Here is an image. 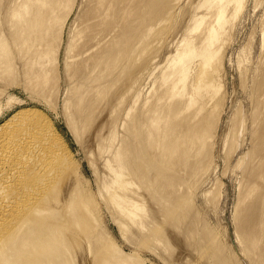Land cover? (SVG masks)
Segmentation results:
<instances>
[{
  "label": "bare ground",
  "instance_id": "1",
  "mask_svg": "<svg viewBox=\"0 0 264 264\" xmlns=\"http://www.w3.org/2000/svg\"><path fill=\"white\" fill-rule=\"evenodd\" d=\"M49 1L50 0H48V1L47 0H13L11 2V4H8V5H11L10 8H9V6H6V7L3 6L6 9H7V7L9 8V12L7 9V12L9 14L8 16H10V18L8 17L9 21H10L9 23H11V27H13L12 29L14 30V32H12V30L8 31L7 29H9V28H7L6 30L8 32H12L14 34V37L17 36L16 40H18V43H17L18 47H17V44L16 45L14 44L12 39H9V40H12V42L9 41L7 43L8 44L7 45L6 41H5L7 39L4 38L5 36L3 35V33L0 34V35L4 36V37L0 36V63L2 64V62H3V66H5L8 69L9 66L11 67L13 60L15 59V61H16L17 58H15L16 56L13 57V54L12 55L9 54L10 58L7 57V56H9L8 55V50H9L8 48H10V46H11V45L9 46V43L10 42L13 43L14 46H12V47L15 48V46H16V50L18 49V52H17L18 55L17 54L16 55L19 59H21V61L20 60H18V61H20L22 64H24L23 68H24L25 72L27 70L29 72H31V70L34 68L32 70V73H31L32 75L29 77L30 89H31V87L33 89V86L40 87L39 85L36 84L37 85L36 86L34 84L43 81L44 84L41 85V87H43V89H41V88L40 89L45 90L44 85L51 84L50 81L46 80L47 78H49V77H47L49 75H50L49 79H51V76H53L52 78L58 79V76L51 75L53 72H55L54 69L57 67L55 65H57L56 63H58V62L55 63L54 69L52 70L51 74H50L51 69H48V65L50 64V66H52L51 64H53L59 56V52H60L59 49L61 47L60 44L62 43V40L59 41V39L61 38L60 35L63 33L62 32L60 34V32L62 29H65L63 26L66 23L65 22L66 20H64V19L60 21L61 17L59 18V16H62L63 14H64V16H66L68 11L66 13L63 12V14L59 15L58 12L65 11V9H63V10L61 9L60 11H58L61 7H63V3L60 2L62 0H51L50 1V2H52L51 4H49L50 3ZM69 1L71 3L70 5L73 6L74 4L72 2L74 0L73 1L69 0ZM123 1L117 0V2H120V3H122ZM176 1H178V0H176ZM8 2L10 3V1H8ZM8 2H6V3H8ZM83 2H84L83 7H85L86 11L85 10L83 11L81 9L85 13H83L82 14L83 17L80 18L82 16V15L79 16L81 14V12H80V14L78 15L79 17L77 18V21H78V19H82L81 23L83 25V28L81 27L79 30H75L76 32L74 33V35H71V37L68 41V44L65 43V44H67V47L65 46L66 52L64 51L66 53L65 54V60H64V62H65L64 69L66 70L67 76L69 77V79L71 81V88H70L69 94L72 93V97L70 96L69 99L67 98L65 103H68L71 105V108L69 109V112H70L69 115L72 117L74 115L75 120L72 123L74 125L75 130L80 129L79 125H82L84 127V123L82 122V119L85 120V117L94 113L96 111V105L99 107L101 105L100 103H102L103 105H105L104 104L105 102L107 103V101H105L103 103V100L108 95V91H111L113 87L115 88V86H117V84L114 85V82H116L117 79L122 80V78H119L121 75L119 77L116 76L117 73L121 74V73H119L118 70H120V69L122 70V68L124 69V67H127V66L130 67L129 65L132 64L131 62H133L134 57H132V58L130 57V59H131L130 63L131 64L128 65V63L126 62L127 66L125 65L126 63H124V67L121 68L119 66L120 69H118V67H117L118 66L117 61H119V59L123 60L125 58V55L127 54L126 52L130 51L129 50L130 47H131L130 49L133 48L132 50L135 49L134 50L135 52H136V50H138L139 47H141L140 44L146 45L147 51L149 50V48L150 49L154 48L153 46L155 44H152L153 45L152 47H151V44H149L150 41L152 42V40H150L151 38H148L149 37L148 34L152 36V34L156 32L155 30L158 29L159 24H160V26L162 24L164 25L165 19L166 18L168 19V16H170L168 13L173 8H175L174 6H176V5H174L173 7L171 6V8H172L171 9L170 5H166L167 7H169L170 10L167 9V10H165L167 12L166 14H165V11H163L164 15L161 14V16L159 15L158 18L156 17L155 21L158 24V26L154 30V28L156 26L154 27V24H152L153 22L151 21V19H152L151 17L155 16V15H153L155 12L153 14H151L152 16L149 15L151 19L148 20L147 17L145 19L143 18V20L141 19L142 21L148 20V21L152 22V23L149 22V25H147V24H145L146 22L143 23L141 21L142 24L147 25V26H145L146 28H142L141 25H139L140 21L139 22L135 21L134 24H130V22L127 21L129 16L132 15V12L134 11V9H137V6H136V8H132L133 5H131V2L132 3L136 2L135 0L129 1L130 6H132V7L129 6V2L127 1L128 2L127 3L126 0L124 1L126 3V6H123V7H122V5H124L123 3L122 4L116 3L115 0H83ZM169 2L170 1H168L167 3H169ZM173 2H174L173 4L177 3V2L175 3L174 0H173ZM245 2H247V1L246 0H200L199 3L198 4L196 3V6H194L195 8L193 7L194 3L193 4L191 3L192 14L190 13L191 16H190V19L188 20L189 23H187V24L184 23L185 26H183V27H185L184 28L185 32H184V29L181 28V30H183L182 34H184L183 38L181 39V36H180L181 30H180V32H178V34H180L179 35L180 38L178 37L179 41L177 40V42H175L176 44H174V46H173L174 49L171 51L169 56L166 58L165 63L162 66L160 65V66L156 67L157 69L160 70L158 77H157V80H156V82L159 84L158 89L153 88L155 90V92L153 91V89L150 90V93H151V91L154 92L151 95L148 94L152 98H150V99L147 98L144 101L145 105L142 106V111L140 113L137 109V112L139 113V115H138V113H135L136 111H133V110H135L133 108H136L135 106L133 107V105L132 106L130 105V108H128V110L126 109L127 110L126 111L127 116L130 117L129 121H131L130 122L131 126L129 127L130 130H128V131L125 130V132L127 131V133H129V132L131 133L129 135H132L131 136L132 141L126 143L125 141H127V139H124L125 135H123L122 141H121V139L117 140V138H119V137H117L118 133L116 134V132H115L116 130H114L115 129L114 127L112 129L110 128V127H112V125H107L108 128H110L108 130L109 132L107 133V135L104 134L105 135L104 136V135L100 134L101 136L97 135L95 137V138L99 137L97 139L98 140L97 141L98 147L104 156V157L102 156L104 159L103 165L105 166L103 168H106L105 170L109 172V173H107V175H109V176L105 175L106 178L104 179L106 182L104 184H105L108 191L106 190V188L104 190L106 191V194H107V192L109 193V194H107V196H108L107 199H108V201H110L113 204V206L116 209H118L124 215V217H126L128 220H130L131 223H134L138 228L143 227L144 222H146L148 225L146 227V229L149 227H150L149 229H151L152 228L151 225L154 228H156L155 230H157V228H158V227L153 225V222L151 223V225H149V223L151 222L150 219H152L150 216H152V215L156 216L157 212L155 214H152V215L149 214L152 212V211L149 212L151 208L148 209L149 207L147 208V205H146V200H148L149 198L144 193V195H145L144 199L145 200H144V203H141L143 201H140L139 198L144 197V196L140 195V194H142L139 191L141 189L139 188L138 185H137L138 187L135 185V183H134L135 181L132 182L136 178L140 179L142 174H143L142 173L143 170L145 171V168L142 170V172L140 171V169L143 167V165H142L143 161H141L142 163L141 162L139 163L138 160H140V155L145 153L144 150H146V148H147L146 146L150 147L149 150L153 149L154 152L155 151L157 152V149H158V151H159V153L157 154L158 157H157V155H154V157L156 156L158 159H160L163 166H164V163L162 161L163 160L167 161L166 167L169 163L171 164V166L173 164H175L174 166L179 165L180 167H182L184 165H187L188 162L190 163L191 159H193V161L191 163L192 164L194 163V165H196L197 161L200 164L203 160H205L204 166L202 168L204 171V170H206L204 168H208V164L205 167L206 163L209 162V164H212L210 162L211 160H206L209 158V156L212 157L213 153L211 155H209L210 154L209 152H208L209 153L208 158L207 157H206V159L202 158L203 160L201 159L200 160L201 162H199L200 157H202L201 155H199V153L203 149L205 139H206V137H205L206 133L208 132V133H210L209 135H212L210 130L214 127L213 126L214 124H213L212 125L213 127H211L210 130H209V127H207L209 131L206 130L205 126H208V121H206L207 116H208L207 114H209V113H207V111L209 109L207 108L208 110L205 111L206 114H205V112L203 113L202 111L204 108H206L205 106H207L209 103L214 102L213 100L217 96L219 90H222V88H223L222 87L223 84L222 85H221V83L219 84V81L221 79V78H219V74H220V68H221V70H223L222 68H224V67H222V65L224 66V64L221 65V63L224 62V61H222L223 60L222 57L224 58L225 55L224 56H222V55L226 52V50L223 53L222 49L225 48L224 45H226V44L228 45V41H226V40H227V36L230 33L227 32V29L228 28L230 29V26L234 27L233 23L235 22V19L238 18V15L240 14L241 10L243 12V10L245 9V8L243 9V6L246 4ZM2 3L5 4V2H3V0H0L1 6H2ZM67 3H69V2H67ZM171 3H172V0H171ZM60 4L62 6H58ZM116 4H118V5H116ZM70 5H67L68 8ZM72 6L70 8V11L74 8V7L72 8ZM44 7H46V9H44ZM65 7H66V5H65ZM57 8H58V10H56ZM6 9H5V11H6ZM189 9H190V7H189ZM168 10H169V12H168ZM7 12H5L6 15H7ZM161 12H162V9H161ZM189 12L190 11H188L187 13H189ZM70 13H68V14H70ZM170 13H172V11ZM167 14H168V16H167ZM156 16H158V15L156 14ZM68 17H69V15H68ZM187 17H186V20H187ZM62 18H63V16H62ZM153 19H154V17H153ZM167 19H166V21H167ZM56 20H58L59 22ZM54 21L57 22L56 25H55ZM51 22H53V24ZM60 22H62V23H60ZM137 23H138V25L136 27H134V25ZM51 24H52V26L53 25L57 26L59 24L58 29L57 30L55 29V32H56L55 35L54 34L52 35V33H51L52 31L54 32V30L51 31ZM126 24L133 26V27L130 26L131 29L134 28L132 31L133 33L139 34L140 31L134 32V30L135 31H136V29L141 30V28L144 29L143 30L144 32L141 31V34H139V36L141 35V37L138 38L139 41H137V43H140V44H136V43H134V45L130 44L129 48L125 49L122 44L125 40H127L128 37L130 38V34L132 33L130 27L127 26V27H129V29H130L129 30L125 26ZM78 25H75V27ZM263 25H264V23H263ZM138 26L141 28H139ZM160 26H159V28L161 29ZM166 28L168 29V27H166ZM74 29H76V28H74ZM125 29L130 31L129 36L127 35V32L124 31ZM232 29L233 28H231L230 30H232ZM162 31L163 30L161 29V33H162ZM49 32L51 35L49 34ZM157 32H158V30H157ZM226 32L229 34H226ZM163 33H165V32H163ZM167 33H168V31H167ZM155 34H154L155 39H154V37H152V39H154L156 42L153 41L152 43L158 44L159 42H157V40H156L157 35L155 36ZM263 34H264V32H263ZM160 35H162V34H160ZM225 35H227V36H225ZM48 36H50V37H48ZM139 36H137V37H139ZM163 36H165V35H163ZM177 36H176V38H177ZM224 36L226 37L225 38L226 43H223V42H225L223 40ZM10 37H11V35H10ZM133 37H135V36H133ZM146 38L149 39V40H147V41H149V43L146 42V44H144L146 41ZM138 39H136V40H138ZM133 40L135 41V38ZM160 40H162V39H160ZM228 40H230V39H228ZM130 41H131V39H130ZM147 43H148V45H150L149 48H148ZM118 45H122L123 47L118 46ZM131 45H133V46H131ZM136 45H138L137 46L138 48L136 47ZM227 45H226V47H227ZM159 46H160V44H159ZM263 46H264V44H263ZM263 46H262V48H263ZM126 47H128V46L126 45ZM122 48H124L126 50V52ZM141 48L146 50L144 46H142ZM141 48H139V50ZM11 49L12 48H10V50ZM139 50L137 51V55L142 53ZM153 50H155V49H153ZM263 50H264V48H263ZM154 52L157 53V51H154ZM154 52H153V54H154ZM131 53H132V51H131ZM143 53L147 54V53H145V51ZM143 53L141 55H143ZM6 54H7V56H6L7 59H6V61H4L1 57H5L4 55H6ZM149 54L152 55L151 52ZM149 54H147L148 55L147 57L151 56ZM130 55L131 54H129V56ZM157 55H156V57H157ZM129 56L126 57V59H128ZM122 57H124V58L122 59ZM126 59H125V61H126ZM130 59L127 61H130ZM147 59L151 60L152 58H150V59L147 58ZM152 60L155 61L154 59H152ZM156 60H158V59H156ZM15 61H14V63H15ZM18 61H16V62H18ZM115 62H117L115 67L118 69V70L116 69V72H117L116 74H114L115 71L113 72V70H112ZM136 62L138 63V61H136ZM136 62H134V63H136ZM21 63H20V66L22 67ZM119 63H121V62H119ZM149 64L146 65V68H148ZM134 65H137V64H134ZM143 65L141 64V68ZM13 66H16V65L13 64ZM50 66H49V68H50ZM137 66H139V65H137ZM144 66H143V68H145ZM151 66L152 65L150 64V67ZM12 67H11V71L13 70ZM115 67H114V70H115ZM1 68H2V66L0 67V69ZM131 68H134V67L132 66ZM136 68H134V70ZM143 68H142V71H140L141 76H138V75H140V74H137L139 72L136 73L133 71V73H135L136 76H138L137 77L138 79H139V77L142 78V76L146 73L145 72L146 68H145V70H143ZM137 69L136 70L139 71L140 67H138ZM1 70L3 73L4 72L3 70H5V68L4 69L2 68ZM47 70H49V73ZM11 71H10V69L7 71L5 70V72L7 74H9ZM22 72H24V71H22ZM25 72H24V75H25ZM29 72H28V74L26 73L28 76L30 75ZM120 72H123L122 75H126L124 71H120ZM222 72L223 71H221V73ZM6 73H4V74H6ZM131 73L132 72H129V74H131ZM55 74H57V73H55ZM135 74H132V75L134 76ZM127 75H128V72H127ZM127 75H126V77L128 78L130 75H128V76ZM114 76H116V79H113ZM131 76L129 77L131 79L132 78L135 79V77H136V76L135 77H131ZM44 77H47V78L45 79ZM43 78L47 83H45ZM218 79H219V81H218ZM58 81L57 82L53 81L54 83H52V84L56 83L55 84L56 88L59 87ZM127 81H128V79H127ZM127 81H125V83L122 81L123 84L125 85V87H127V85H128ZM221 81H223V79ZM118 82H121V81H118ZM128 82L133 83L135 85V87L138 83L140 84V80L138 81V83H136L135 80H133V82H131V81H128ZM126 83H127V85H126ZM57 84H58V86H57ZM5 85L9 86L10 83L5 84ZM31 85H33V86H31ZM124 85L122 87H124ZM130 85L131 84L128 85L127 89L130 87ZM132 85L130 88L135 89V87H132ZM35 87H34V89L36 90ZM56 88H55V90H56ZM130 88L128 90H130ZM139 88L140 87H138V89H135V91L138 90L137 92L140 93ZM34 89H33V91H34ZM53 89L54 88H52V90ZM127 89L125 88L126 92L121 91V92H123V95H124V93H125V95L128 93ZM121 90H122V88H121ZM160 90H161V92H160ZM58 91H59V89L57 90V92ZM0 92H2L1 89H0ZM121 94L119 93V97H118V95H117V97L120 98ZM130 94H131V92H130ZM132 94H134V93H132ZM220 94H223V93H220ZM125 95H124V98H122V97L120 99L116 98L117 102H115V100L112 102L113 99L111 100V102L109 101V103H111V105H108L109 108H110V106L112 107L114 102H115L114 105H116V106H114V108L115 107L119 108L118 106L122 105L124 103L123 99H125ZM137 95H138V97H137ZM137 95H135L136 98L134 100V105H135V103H137V101H140V99H141V98L139 99L141 94L139 96V94L137 93ZM218 98H220V97L218 96ZM216 99H217V97H216ZM220 99L222 100V102H220L222 104L221 105L219 104L221 107L223 105L224 98L221 97ZM164 100L166 101V103L168 100L169 105H167L168 104L167 103L166 104L167 106L165 108L163 105V108L159 109V107H157V105L159 103L162 104ZM263 100L264 99H262V101ZM217 102H219L218 99H217ZM259 102H261V101H259ZM117 103H120V104L117 105ZM138 103H137V105H138ZM148 103L150 105L153 103V108L149 107ZM262 103L263 102H261V104ZM210 105L211 104H209L207 107L211 108L213 106V105H211V106ZM219 105L217 106V108H219ZM262 105H264V103ZM147 106H148V108H151V109L147 110ZM258 106H256V107H258ZM143 107L146 108L147 111H145V109ZM263 107L264 106H262L261 108H263ZM259 108H260V106H259ZM259 108H258V110H259ZM261 108H260V110H261ZM123 109L124 108H121L120 110H123ZM193 109L197 115L200 112L203 113V114L200 113V115H199L200 117H201V115H204V114L206 115V116H203L205 119L204 122H203L202 118H201L202 120H199V118L197 119V121L199 120V122H197V121L194 122V119H196V118L193 119L192 117H189V116H191V114L193 116L194 112H192V113L189 112V110L191 111ZM213 109L210 110V112L213 111ZM256 109L257 108H255V110ZM111 110L117 112L116 111L117 109L116 110L111 109ZM215 110H217V109H215ZM29 111H32V110L26 109V110L18 111L6 123L0 125V264H47V263L48 264H64L66 262L64 257L65 256H66L65 258L68 257L67 256L68 253H66L68 251V249L66 252H64L65 248L63 249V245H65V243H68V240H66L67 238L63 235V232L65 233V231L62 232L61 230L64 227L66 228V226L63 225V224H66L65 223V221L67 219L66 217L69 216L66 213L71 215L72 210L76 209L79 205H81V206L83 205V207H84L85 203L83 202V204H82V201H80L81 203H76V198L71 199L70 195L71 194L74 195L77 192V191L73 190V192L69 196L67 195L68 198L70 197L69 200L66 198L67 196L65 197V200H63L64 203L66 202V199L68 200L67 204L65 203L66 204V210H65L66 213H63V215L65 214L66 217H65V215H64V217H62V215H60L63 219L66 218L65 221L63 220L64 223L61 224L62 219L60 218V216H59L60 219L56 218V216H55L57 221L60 220L59 221L60 225L58 224L59 226H57L58 222L56 223V221H55V223H56V226H55V225H51V223L53 221H51V223L49 224V220H47L46 218L45 219L47 221H45L44 218H43V221H42V219H41V221H39L35 218L36 213H38L40 216H43V214L46 210L44 207L45 206L48 207V205L52 202V199H53L52 194L54 193V190H55V187L57 184V180H56L55 175L60 172L59 168L63 162V159L61 157H59L58 155H56V152H55V149L53 147L52 142L47 143L45 141L39 140L41 137V136L39 137L40 131L38 130L35 122L30 121L29 123L28 122L22 123L21 125L16 127L15 131H18L16 133H12V134L4 133V131H6V130H10L12 128L14 129V127L12 125H13V121H14L15 117L27 114ZM263 111H264V108H263ZM2 112L0 110V115ZM109 112H111V111H109ZM183 112L185 113L184 115H186V113L189 112L188 113L189 116L186 115L189 118H187L185 116L186 119L183 120V117H182L181 119H179V122H180V120L182 121L181 123L175 122L178 119L177 120L174 119L175 121L172 119L174 121V124L172 125L173 121L169 120V118L170 119L173 117L174 118L175 117L180 118V115H181V113L183 114ZM217 112H218V110H217ZM219 112H218V114H220V116H221V113H219ZM113 113H112V116H115V115H113ZM131 113L137 114V115L132 114L133 117L136 116V117L132 118V120H130L132 117ZM165 113H167V114H165ZM261 113L260 112L257 113L258 116H264L263 115L264 112L262 113V115H260ZM108 115L105 117L106 121L109 119L108 117L112 118L110 116V114H108ZM117 115H118V113H117ZM194 116H195V114H194ZM128 117H127L126 122L128 121ZM191 118L193 120H191ZM214 118L217 119V115L214 116ZM119 119L121 120V118H119ZM129 121H128V123H125V120H124L123 123L129 124ZM167 121H169L171 123L169 125V127H167L168 125L166 127L165 126L162 127V125L168 124ZM108 122L107 123L105 122V123L109 124L110 122L109 123ZM117 123H119V122H117ZM120 123H122V121H120ZM161 123H163V124H161ZM205 123L207 125H205ZM112 124H114V123H112ZM215 125H217V124H215ZM114 126H116V125H114ZM126 127H127V125H126ZM216 128H217V126H216ZM216 128H214V129H216ZM116 129H117V127H116ZM214 129L212 130L213 134L215 133ZM256 129L258 130V128H256ZM256 129H254L255 131L253 130L254 132H252V133L255 136H257L256 140H255L256 143L253 141L254 145H256L257 149H254V148L253 149L255 151H258V153L256 152V154H258L257 156H260V158H259L260 160L258 159L260 161V162L258 161V164H260V165H258V166L256 165L257 171L254 170L255 167L253 165H255V163H256L255 160H257V159H255V158L257 156L254 158L255 160H251L252 153H253V152H251L252 151L251 150L250 154L248 156L250 159H248V161H246L247 163L242 166V167H244L243 168L244 170L242 169V173L245 172L247 175L246 176L244 173L245 178L243 177V179H246L247 184L245 183L244 180L242 182H244L245 188H246V186H248V187L246 189V192L242 191V192H244V194L241 193V195L239 197L241 199H239L240 201L237 202L238 204H237L236 216L234 215V217H235L234 220L236 221L237 227L239 228L238 232L240 231L239 232V240L241 241V243L243 245V251L246 254V256L250 258L251 264H264V209H262V210L260 209L261 212L258 211L259 209H256L260 205L263 207V205H262L263 202H261V200L264 199V196H263V198H260L261 204L257 203L259 201V198H255L256 195L258 197V193L260 195L261 194L264 195V193H260L261 191L263 192L262 186L264 185V129L260 130L261 132L259 130L257 131ZM101 130H103V129H101ZM235 130H237V127H235ZM235 130H233V131H235ZM97 131H100V130L98 129ZM237 131H235V133H237ZM175 132L177 134H175L173 137H171L170 134L173 135ZM241 132H242V127H241ZM241 132H239V134ZM127 133H126V135L128 137ZM208 133H207V135H208ZM235 135L233 136V138H236ZM51 136L54 137L53 140L56 139V140L62 141L61 137L56 133V131L54 129H52ZM120 136L122 137V135H120ZM227 137L228 136H226V138ZM129 138H130V136L128 137V139ZM213 138L214 137H211V139H213ZM123 139H124V141H123ZM207 139H210V138L207 137ZM130 140H131V138H130ZM117 141H119V142H117ZM227 141H228V139L226 140V142ZM211 142H213V141H211ZM197 144H198V146L200 145V148L198 147L199 149L195 148V146ZM206 145L209 146L208 143ZM225 145H226V143H225ZM210 147H212V148H210ZM210 147H208L206 150H210V152H212L211 149H213L214 147L211 145H210ZM205 148H204V151H205ZM154 149H156V150H154ZM148 152L146 150L147 155L144 154V156H145L144 159H146L148 154L150 155V153H148ZM133 154H136V157H134ZM153 154H152V156H153ZM198 155L200 157H199V159L197 158V160H195L196 161L195 162L194 159ZM137 156L139 158H137ZM149 157L150 156L147 157L148 161L154 162ZM175 157H176V160L172 161L173 160L172 158H175ZM211 157H210V159L213 160V157L212 158ZM147 159L144 160L145 161L144 165L149 164V162H147ZM243 159L244 158H242V161L239 160V163L241 162V164H242ZM156 161H157V159H156ZM252 161H254L255 163H253ZM244 162H245V159H244ZM136 163L141 164L142 167L139 165L140 169L137 168ZM198 163H197V165H198ZM241 164L240 165L238 164V165L241 166ZM169 165H168V167L170 169L171 166H169ZM150 166H153V165H150ZM150 166H149V168L152 171V169H151L152 167H150ZM209 166H212V165H209ZM154 167H153L152 173L158 172L159 168H163V167H161V165H159V167L156 169L158 171H156V170H154ZM166 167H164V168H166ZM192 167H194V166H192ZM192 167H189V169L190 168L192 169ZM197 167L196 168L194 167V168L197 169ZM136 168L141 172V174L138 170H136ZM146 168H147L146 171L149 172L150 170H148L149 169L148 166H146ZM172 168H173L172 170L167 169V170H169V173H170V171L172 173H175V172H173L175 167H172ZM252 168H254V169H252ZM176 169H179V168L177 167ZM180 169L183 170V168H180ZM187 169H188V167H187ZM208 169H210V168H208ZM130 170L136 171L133 173L135 175L139 173L141 175V176L139 175L140 178L138 175H136V176H138L136 178H135V175H131ZM162 170H164V169H162ZM181 170H179V173ZM137 171H138V173H137ZM184 171H182V172H184ZM198 171H200V168H198ZM162 172L164 173V171H162ZM162 172H159V173H162ZM187 172L188 171L186 170V173ZM205 172L206 171H204L203 173L206 174ZM152 173L150 174L151 176L148 175L149 173H144V174H147V178H148V180L146 179L147 181H150L149 180L150 177L152 179H155L156 177L159 178V176H161L160 174H159V176H157L158 174L152 175ZM172 173L169 174V176L167 175L168 178L171 177L170 175H172ZM176 173H178V171ZM191 173H192V175H193V173L195 174L194 171H192ZM199 173H201V172H199ZM199 173H198V175H199ZM249 173L254 175L255 178L253 176H251V174L249 175ZM189 174L190 173H187V175H189ZM204 174L202 175V177L205 176ZM173 175H172L174 177L173 179H175L176 176H175V174H173ZM192 175H189V177H191ZM198 175H196V176L194 175V177L196 178V177H198ZM248 175L252 178H248ZM53 176H55V177L52 179ZM130 176L132 177V179L130 178ZM163 176L164 175H162V177L159 179L161 181L163 180V181L167 182L168 179H166L167 178L166 173H165V176L164 177ZM186 177L184 178V175H183L184 180H186ZM194 177L191 178L192 179L191 182L194 180L193 179ZM158 178H157V180H158ZM162 178H165V180ZM143 179L142 180L140 179V181H142L141 184L146 181V180L143 181ZM157 180H156L155 185H158V184L161 185L160 181H157ZM176 180H179V179L176 178ZM176 180H173V181L176 182ZM137 181L138 180H136V182ZM171 181H172V179H171ZM181 181L182 180L180 179L179 185L181 184ZM189 181H190V179H189ZM197 181L199 183V180H197ZM157 182H159V183L157 184ZM168 182H170V181H168ZM178 182H177V184H175V183L174 184L177 186ZM149 183L152 186V184L154 185L155 181L152 183L151 182H149ZM193 183H195V182L193 181ZM198 183H196V184H198ZM132 184H133V186H132ZM148 184H147V186H148ZM162 184L165 185L164 182ZM171 184H172L171 185L172 187L176 188V186H173L174 185L173 182ZM142 185H141V187H144ZM150 185L148 186L149 188H147L148 191L150 190V187H151ZM167 185H168V183H167ZM179 185L177 186V188L178 187L180 188L183 184H181L180 186ZM130 186H132V188L134 186L137 187L138 189L137 188L136 189L140 193H138L136 191V189H134V188H133V191H135V192H133V191L131 192V189H129ZM161 186L160 187L157 186L158 188H160L158 190H160V192H163L164 195L169 194V193H165L164 191H161V189L163 190V188ZM145 187H146V182H145ZM152 188H154V186H152L151 189ZM179 188H178V190L182 189V188L181 189H179ZM183 188H184V185H183ZM243 188H244V186H243ZM263 188H264V186H263ZM154 189H152L153 190L152 192H154ZM259 189H260V192H259ZM147 190H145V192ZM158 190H155L154 194ZM183 190H184V193H186V192L188 193V191H185V189H182L181 192ZM143 191H144V188H143ZM150 192H151V190H150ZM163 193H161L162 196H163ZM77 194H80V193L77 192ZM138 194L141 197H139ZM152 194L153 193H149V195H148L150 197V199H151ZM161 194H159L160 197H161ZM159 195H158V197H159ZM184 195L182 194V196H184ZM260 195H259V197L262 196V195L261 196ZM167 196H169V195H166V197ZM158 197H156L155 199L157 200ZM184 197H188V196L185 195ZM77 198L79 201L81 199V196L79 198V195H78ZM253 198H255V200H258V201H256L255 205L250 204L248 202L249 200L252 201L251 199H253ZM104 199H105V197H104ZM141 199H143V198H141ZM150 199H149V201H150ZM160 199L163 200L162 197L159 198V201H162ZM166 200H168V199H166ZM166 200H164V202H166ZM170 200H172V199H170ZM253 201L251 203H253ZM171 202H168V203H170V205L168 204V206H171V204L177 203V202H174V203H171ZM74 203H75V205L76 204H79V205H76V208H74ZM156 203L158 204V202H156ZM247 203H249L250 205ZM245 204H247V206L249 205L248 207L251 206L250 208H248L246 210L247 212L242 211V208L244 207ZM257 204L259 206H256ZM252 205H254V206L252 207ZM81 206H79V208H81ZM87 207H89V206L87 205L86 208ZM145 207L148 209V210L146 209L147 212H145ZM160 207H161V205H160ZM262 207H260V208H262ZM42 208H44V209H42ZM63 209H65V206ZM81 209H80V211H81ZM83 209L85 210V208H83ZM87 210L90 212V210H92V208H90V209L87 208ZM78 211H79V209H78ZM88 211H85V212L82 211V213L85 214L86 212L88 213ZM144 212L146 215L147 214L149 215V216L147 215L149 218L148 220L146 219L147 216L144 214ZM154 212H152V213H154ZM73 213L75 214V212H73ZM92 213H95V211H93ZM92 213H91V215H92ZM86 214H85L86 217H84V216H81L82 215L81 212L80 213L76 212L75 218L79 219V221H81V220L83 221L84 219H82V218H85V222H86V218L92 217V216L90 217L89 215L87 216ZM155 216H154V219L156 218ZM45 217H47V216H45ZM144 217H146V218H144ZM163 217L167 218L165 216H163ZM75 218L73 220H71V218H70V220L68 219L67 221L68 222L70 221L69 223H71V222L73 223ZM35 219H36V222H34ZM143 219L144 220L146 219L148 222L149 221L150 222L148 223L147 221H144ZM154 219H152V221H154ZM93 220H94V217H93ZM95 220H96V217H95ZM95 220H94V222H95ZM142 221H144V222H142ZM156 221H158V220H156ZM156 221H154V222H156ZM90 222H93V221L90 219L89 223ZM55 223H52V224H55ZM79 223L81 224V222H79ZM93 223H90V224H93ZM146 223H145V225H146ZM83 224L84 223H82V225ZM87 224H88V222H87ZM60 226L63 228H60ZM67 226H70V224H68ZM87 227H89V226H87ZM191 227H193V225ZM65 228H64V230H65ZM90 228H91V225H90ZM143 228H141L140 230H142ZM194 228H195V231L197 232L198 230H197V227L195 226V224H194L193 230H194ZM190 229L191 228L189 227V230ZM144 230H145V228H144ZM193 230L191 229L190 232ZM147 231L150 232L149 230H147ZM195 231H193V233ZM73 234L75 235V233H73ZM76 234L81 235L79 233H76ZM151 234L154 235L155 232H154V234L153 233H151ZM65 235H67V234L65 233ZM74 235L72 238L70 236L69 241L71 239L74 240L73 239V238H75ZM191 235L193 236L196 234H191ZM82 236L84 237V235H82ZM147 236H146V239H147ZM150 236H148V237H150ZM62 237L63 238L65 237L66 239H62ZM78 237H81V236H78ZM83 237H82V240L84 239ZM197 237H198V235H196V238ZM201 237H203V236H201ZM157 238L161 241L160 237H157ZM158 239H157V241H158ZM76 240L78 241V239H76ZM206 240L208 241V239H206ZM79 241H81V240H79ZM203 241L204 242L201 243V240H199V242L202 244L201 247L204 244H208L210 242V241L205 242V239H203ZM199 242L197 244H200ZM106 243H108V242L106 241ZM144 243H145V241H144ZM209 244H211V242ZM208 245H206L207 250H208V248H211V247H209L210 245L209 246ZM66 246H67V244L65 245V247ZM206 247H204V251L206 250L205 249ZM39 250H41V251H39ZM199 250H200V247H199ZM201 250L203 251V249H201ZM207 250L205 251L206 253H207ZM210 251L208 250V252H210ZM213 251L208 253V254H210L209 259L217 257V254L215 252L213 253ZM65 253H66V255H65ZM34 254H35L36 258L33 257ZM69 254H70V252H69ZM101 254H103V253H101ZM101 254L98 253L97 256L98 255L100 256ZM204 255H205V253H204ZM102 256L103 257L105 256V257L103 258ZM109 256L107 257L106 255H101L100 257L96 258L95 262L97 261V259H101L100 264H102V263L103 264H109V262L112 258V256L111 257H109ZM121 256H122V254H121ZM123 258H125V257L122 256L121 261L119 259L118 264H129L127 259L125 258L127 261L126 262V261H124ZM207 258H208V256H207ZM48 259H49V262H47ZM67 259L69 260V258H67ZM98 261L96 262L97 264H98ZM117 262L118 261H116V264H117ZM65 264H67V263H65ZM110 264H111V262H110Z\"/></svg>",
  "mask_w": 264,
  "mask_h": 264
},
{
  "label": "rangeland",
  "instance_id": "2",
  "mask_svg": "<svg viewBox=\"0 0 264 264\" xmlns=\"http://www.w3.org/2000/svg\"><path fill=\"white\" fill-rule=\"evenodd\" d=\"M8 1H10V3ZM12 1L13 0H3V2H5V4L2 3V6L0 5L1 6L0 7V32H1L0 34L3 33V35L5 37L3 35H0V36H2L8 40V41L5 40L6 44L9 41L12 42V40H13L14 44L16 45L18 43V40H16L17 36L14 37V34L12 33V32H14V30L12 29L13 27H11V23H9L10 22L9 21L10 16H8L9 15L8 14L9 8L11 6L8 4H11ZM71 1H73V0H71ZM115 1H116V3H120V2H117V0H115ZM121 1H123V0H121ZM124 1L122 2L124 4V5H122V7L126 6V3ZM127 1L129 2L130 0H126V2ZM132 1H134V0H132ZM135 1H136L135 3L131 2V5H133V7L130 6V2H129L130 7L136 8V6H137V9H134V11L132 12V15L129 16L130 19L128 18L127 21H129L130 24H134L135 21L136 22L140 21L139 25H141L142 28H146L145 26L149 25V22L150 23L153 22L152 24H154V27L156 26L154 28V30L158 26V24L155 21L156 17L158 18L159 15L161 16V14L164 15L163 11L169 9V7H167L166 5H170V8H171V6L172 7L174 5H176V6H174L175 8H173L174 10L171 8L172 13H170L171 11L169 12L170 9L168 10V12H169L168 14L170 16H168V14H167L168 19L166 18L167 21L165 19V22H164L166 25L162 24L163 26L162 25L160 26V24H159V26L163 30L162 33H161V29L158 26V29L155 30L156 32L158 30V32H157L158 34L154 30L153 31L156 34L153 33L152 36L148 34V36H149L148 38H151L150 40H152V42L155 41L154 40L155 39L154 34H155V36L157 35L156 40H157V42H159L158 44L152 43L151 41L149 43V41H147L149 39L146 38V41L144 44H146V42H148L149 44H151V47L153 46L152 44L156 45V46L154 45L153 46L154 48H151L152 49L151 50L149 48L150 45H148V43H147L148 48H149V50H148L149 52L146 49V47H147L146 45H142L140 43H137V41H139L138 38L141 37V35L139 36V34H141V31H143L144 29H142L141 27L138 26L139 28H141V30L135 28L136 31L134 30V32L140 31L139 34L138 33L136 34V33L132 32L134 28L131 29V27H133V26L128 25V24L125 25L126 27L131 26L130 29H131L132 33L130 34V31H128L126 29L124 30L127 32L128 36L130 34V38L127 36L129 39L127 38V40H125L122 44L124 46V48L125 49L129 48L130 44H133V45H134V43L140 44L141 47L144 46L146 49V50H144L141 47H139V48H141L139 50V48L137 47L138 45H136V47L138 48V50L140 52L143 53L145 51V53L148 52L147 54H149L151 52L153 56L151 54H149L152 57L151 56L147 57L148 55L144 54V53H143V55H141L142 53L137 55L138 50H136V52H135L134 51L135 49L134 50H132L133 48L130 49L131 47L129 48V50H130L129 52H126V50L124 48H122V49H124V51L127 54L129 53L131 55L129 56V54L127 55L125 53L127 56L124 54L125 58L122 57V59L124 58L123 60L119 59V61H117L118 62V66H117L118 69H120L119 66L121 68L124 67V63H126V62L128 63V65L131 63L132 64L129 65L130 67H128L127 63H126L125 65L127 67H124V69L122 68V70L121 69L118 70L115 67L117 62H115V64H114L115 70H114V67H113V69L112 68L111 69L113 70V72L115 71L114 74L117 73L116 72V69H117L119 71V73H121V74L117 73L116 76L119 77L121 75L119 78H122V80L121 79L120 80L117 79V81L115 80L116 82H114V85L117 84V86H115V88L113 87L112 90L110 89L111 91H108V95L103 100V103L105 101H107V103L105 102L104 103L105 105L100 103L101 105L99 107L96 105V111L94 113L88 115L87 117H85V120L82 119V122L84 123V127L82 125H79L80 129H78V130L74 129V125L72 123L75 120L74 115H73V117L69 115V113H70L69 109L71 108V105L68 103H65L67 98L69 99L70 96L72 97V93L69 94L70 88H71V81H70L69 77L67 76L66 70L64 69V67H65L64 60H65V54H66L65 53L66 47H67V44H68V41H69L71 35H74V33L76 32L75 30H79L81 27L83 28V25L81 23L82 19H78V21H77V18L79 16H81L83 13H85V12H83L85 10V7H83V3L85 1L83 2V0H74L72 2L74 5L72 6V5H70L71 3L69 0H64V1L62 0L60 2L63 3V7H61V8L59 7L60 8L59 10H58V8L56 9L58 11H60L61 9L62 10L65 9V11H60V12L57 11L59 15L63 14V12H65V13L67 11L68 12H67L66 16H64V14L62 15L63 18H62V16H59L57 14L59 16V18L61 17L60 21L64 19V20H66L65 21L66 23L63 26L65 29H62L60 32V34L62 32L63 33L61 34L62 36L60 35L61 38L59 39V41L62 40V43L60 42L61 47L59 49L60 50L59 56H58L57 60L53 64H51L53 67L50 66V64L48 65V69H51L50 70V74H51L52 70L54 69L55 63L58 62V63H56L57 65H55V66H57L56 67L57 69L55 68L54 69L55 72H53L54 74L53 73L51 74V75L58 76V79L52 78L53 76H51V79H49L50 78L49 74H48L49 76H47L49 78L44 77L45 79L47 78L46 80L50 81V83H51L49 85L47 84L48 86L44 85L45 90H41V89H43V87H41V85L44 84L43 81L34 84V85L37 84L40 87H35V86L31 85V86H33V89L35 87L36 90L34 89V91H33L32 87H31L32 90L30 89L29 77L32 75L31 73H32V70L34 68L31 70V72H29L28 70L25 72V70L23 68L24 64H22L20 62L21 59H19L17 57L18 49L16 50V46H15V48L12 47V46H14L13 43H11V42L9 43V46L11 45L10 48H12L13 50L11 49L12 50L11 51L10 48H8L9 49L8 55L13 54V57L16 56L15 58H17L16 61H18V60H20V61H18L19 62L18 63L15 61V59L13 60L11 67L13 66V64L16 66H13L15 69L12 67V69H13L12 71H11L10 66L7 69L5 66H3V62H2V64L0 63V65L2 66L3 69L5 68L6 71L10 69V71L12 72V73L10 72L9 74H7L5 72V70H3L4 72L2 73V70H1L2 68L0 69V89L2 91V92H0V94H1L0 95V110H1V112L3 111L0 115V125L6 123L18 111H22V110H26V109L32 110V111H29L27 114L15 117L14 121H13V125H12L14 127V129L12 128L10 130H6V131H4V133H6V134L16 133V132H18V131H15L16 127H18L22 123H26V122L29 123L30 121L35 122L38 130L40 131L39 137L40 136L41 137L39 140L45 141L47 143L52 142L53 147H54L55 152H56V155H58L59 157H61L63 159V162L59 168L60 172L55 175L56 180H57V184H56L54 193L52 194V198H53L52 202L48 205V207H46V206L44 207L46 210H45L43 216H40L38 213H36L35 218L39 221H41V219L43 221V218L45 221L49 220V224L51 223V221H53L52 223H55V221H56V223L58 222L57 226H59L60 220L57 221L56 218H59L60 215H62V217H64L65 214L63 215V213H66L65 212L66 204L70 198V197L68 198V196L73 192V190L80 193V194H77V192H76L74 195L71 194L70 196H71V199L76 198V203H81L80 201H82V204H83V202H84L85 203L84 207H83V205L82 206L79 204H76V205L81 206V208L82 207L85 208V210L83 208H82L83 209L82 210L81 208H79V206L76 208V205L74 203V208H76V209L72 210L73 215L66 213L67 215H69L67 217L65 215V217L67 218V219L65 218L66 221H65V219H63L60 216L62 221L64 220L66 223V224H63L66 226V228L64 227L65 230L63 227H61L62 225L60 226V228H63L61 231L62 232L65 231V233L68 235V236L65 235V233L63 232V235L67 239L65 237L64 238L62 237V239L68 240V243H65V245L67 244V246L65 247V245H63V249L65 248L64 252H66L67 249L70 252V254L68 251L66 252V253H68L67 258H69V260L67 258H65L66 256L64 257V259L66 261L65 263H67V264H97L96 262L98 260H99L98 264H100L101 259H97L96 262H95V260H96V258L100 257L101 255H106L107 257L109 255H110L109 257L112 256V258L110 260L111 264H113V263L116 264V261H118L117 262V264H118L119 259L121 261L122 256L127 259L129 264H140V263L141 264H251V260L244 253L243 245H242L241 241L239 240V232L240 231L238 232L239 228L237 227V223L234 220L235 219L234 215L236 216V210H237V204H238L237 202H239L240 201L239 199H241L239 197H240L241 193L244 194V192H242V191L246 192V189L248 187V186H246V188H245V184H244V182H242L244 180L245 183L247 184L246 179H243V177L245 178L246 173L245 172L242 173V169L244 168L242 166L247 163L246 161H248V159H250L248 156H249L251 150H252L251 152L254 153V154L252 153L251 160L257 159V160H255L256 163L254 161H252L253 163H255V165H253L255 167V169L254 168H252V169L256 170L257 169L256 167L258 165H260V164H258V161L260 160L259 159L260 156H257L258 154H256V152L258 153V151L254 150V149H257L256 145H254V142L256 143L255 140H256L257 136H255L252 132H254L255 131L254 129H256V128H258L259 131L264 129L263 128L264 127V125H263L264 124V116H258V114H257L259 112L260 113L264 112L263 111L264 107L261 108L262 106H264V105H262L264 103V100L262 101V99H264V87H263L264 86V50H263V48H264V46H263V44H264V37H263L264 36V34H263V32H264V30H263L264 29V25H263V23H264V0H246L247 2H245L246 4L243 6V9L244 8L245 9L243 10V12L241 10V12H240L241 15L239 14L238 18L235 19V22L233 23L234 27L230 26V29L231 28H233V29L232 30H230L229 28H228L229 30L227 29V32L230 33L229 34L226 32V34H229L228 36L225 35V36H227V40L225 39L226 38L225 36L223 38L224 41L225 40L228 41V45L226 44L227 47H226V45H224L225 48L222 49L223 53L226 50V52H225L226 54L222 53L223 54L222 56L225 55L224 58L222 57V59H223L222 61H224V62L221 63V65L224 64V66L222 65V67H224V68H222L223 70H221V68H220V74H219V78H221L220 81L222 79H223V81L220 82L218 79L219 84L220 83H221V85L223 84L222 90H219V92H218L219 95L217 94V96H216L217 99L219 100V102H217V99L215 97L213 100L214 102L212 101L213 103H209L213 106L211 108L207 107L209 105L208 104L207 106H205L206 107V108H204L205 110L203 109V111H202L204 113L205 111H207L209 109L207 111V113H209V114H207L208 116H207V120H206V121H208V126H205V127H206V130L209 131L211 129V127L214 126L210 130L211 134L213 136L209 135L210 133H208L206 131L209 135L208 136L206 133V136H205L206 139L204 138L205 139L204 146L206 148L203 146V149L199 153V155H201L202 157H200L198 155L194 159V161H195V160H197V158L199 159V157H200L199 162H201L200 160L202 158L206 159V157L208 158V156L213 153L212 154L213 160L210 159L211 156H209V158L206 159V160H211L210 162L212 164H209L208 161H207L208 163L205 164V167L208 164V168H210V169L204 168V169H206V170H204V171H206L205 172L206 174H204L203 173L204 171L202 168L204 166L205 160L202 159L203 160L201 162L202 164L201 163L199 164L198 161L197 162L195 161L196 165H194V163L193 164L191 163L193 161V159H191L190 163L188 162L187 165H184V166L181 165L182 167H180L179 165H176L179 169H176L177 167L174 166L175 164H173L171 166V164L169 163L170 165L169 164L168 165L171 166L170 167L171 170L173 169L172 167H175L174 171H173L175 173H172L171 171L169 173L170 169H169L168 165L166 167L167 161H164V160L162 161L164 163V166H163L160 159L157 158L158 157L157 154L159 153L158 149H157V152L156 151L154 152L153 149L149 150L150 147L146 146L147 152L149 151L148 153H150V155L148 154V156H150L149 158L154 161V162H151V161L149 162L147 159V157H148L147 156L146 157L147 162H149V164L153 165V166H150L149 164L144 165L145 164L144 160H146V159H144V157H145L144 154L147 155L146 150H144L145 153L143 152L144 153V154H142L143 156L140 155V160L137 159L139 161V163L141 161H143V164H142L143 167L139 163H136L137 164L136 166L139 169H140V166L142 167L140 169L141 172L144 168H145V171L143 170V172H142L143 174L141 176L140 175L141 172L136 168V170H138L140 172V174H139L137 171L138 174H136V175H138V176L140 175L141 178H140V176H139V178L141 180L144 178L143 181H145L146 179L148 180L147 174H144V173H149L148 175L151 176L150 174L153 171V167L155 166L156 168L154 167V170H156L159 167V165H161V167H163V168H159L158 169L159 171L156 170L158 172H153L152 175L158 174L157 176H159V174H160L161 176H159V178H161L162 175L165 176V173H166V177H167L166 179H168L167 182L162 180L165 183V185H164V184H162L163 182L158 177H156L155 179H152L150 177L149 178L150 181H147V180L145 181L146 182V187H145V182H143L144 184L142 183L143 184L142 185L141 184L142 181H140V179L136 178L138 176L133 174L136 171L130 170L131 171L130 174L135 175V178H136L135 180H133V181L131 180V181L132 182L135 181L134 182L135 185L136 186L138 185L139 188L141 189V190H139L142 193L140 195L144 196V197H141L138 194L139 197L143 198V199H141L138 197L140 199V201H143L141 203H144L145 195L150 199V197L148 195H149V193H153L150 201L146 197L148 199V200H146V205H147V208L149 207L148 209L151 208L149 212L155 211L154 213L148 212L150 215L155 214L157 212L156 216L155 215L154 216L156 217L155 219L158 221H156L154 219L153 215L150 217L152 219H154V221H156V222L152 221V219H150L151 220V222L149 221L150 223L147 221L149 219L148 218L149 215L147 214L148 215L147 216L145 214V212H147L146 207H145L144 214L147 216V218L146 217H144V218H146L147 220L146 219L145 220L143 219V220L147 221L149 223V225H151V223L153 222V225L158 227L157 230H155L156 228H154L152 225H151V227H152L151 229H149L150 227L146 229V227L148 225L144 221H142V222H144L143 225L145 227L144 226L143 227L145 228V230L143 227H141L143 229L140 230L141 229L140 227H139L140 228L139 229L134 223H131L130 220H128L126 217H124V215L118 209H116L110 201H108L107 194H109V193L107 192V194H106V191L104 190L106 188V186L104 184L106 182L104 179L106 178L105 175H107V173H109V172L105 170L106 168H103V167H105L103 165L104 164V159H103L104 156L98 147V142H97L98 140L97 139L99 137H97V138H95V137L97 135L99 136L100 134L101 135H104V134L107 135V133L109 132L108 130L110 128L112 129L113 127L115 128L114 130H116L115 131L116 134L118 133L117 137H119V138H117V140L121 139V141H122L123 135H125L127 137L126 133L128 130H130L129 127L131 126V124H130L131 121H129L130 117L127 116L126 111L128 110V108H130V105L131 106L133 105V107L134 106L136 107V108H133V109H135L133 111H136L135 113H138L137 112V109H138V111L140 113L142 111V106L145 105L144 101L147 98H149V99L152 98L149 95H151L152 93L155 92L154 89H158L159 84L156 82V80H157V77H158L160 70L157 69L156 67H158L160 65L162 66L165 63L166 58L169 56L171 51L174 49L173 46H174V44H176L175 42H177V40L180 38V36H181V39L183 38L184 34H182L183 30H181V28L182 29L185 28V27H183V26H185L184 23L185 24L189 23L188 20L190 19V16L192 14L191 3L194 0H178V1L174 0L175 3L177 2L176 4H173L174 3L173 0H172V3H171V0H135ZM166 1L167 2L170 1L169 2L170 4L167 3ZM196 1L197 0H195L193 2L194 4L192 3L193 7L196 6V3L198 4L200 0H198L197 2ZM6 2H8V3H6ZM67 2H69V3H67ZM51 3L52 2H50L49 4H51ZM122 3H120V4H122ZM61 4L58 6H62ZM64 4L66 5V7ZM67 5H70L69 8ZM116 5H118V4H116ZM3 6H5V7L9 6V8L7 7L8 12H7V9ZM71 6H72V8L74 7L71 10L72 12L70 11ZM46 7H44V9H46ZM189 7H190V9H189ZM4 8L6 9V11ZM161 9H162L163 13L161 12ZM188 11H190V12L187 13ZM5 12H7V15L5 14ZM80 12H81V14H80ZM68 13H70V14H68ZM166 13L167 12L165 11V14ZM151 14H153L155 16H152ZM156 14L158 16H156ZM68 15H69V17H68ZM149 15L152 16L151 17L152 19L150 18ZM82 17H83V15L80 18H82ZM146 17L148 18V20L151 19L152 22L148 21V20H147L148 22L145 20L142 21L143 18L145 19ZM153 17H154V19H153ZM186 17H187V20H186ZM58 20H56V21H58ZM141 21L143 23L146 22L145 24H147V25L142 24ZM51 23L53 24V22H51ZM54 23H55V25L57 24V22H55V21H54ZM60 23H62V22H60ZM52 24H51V31L54 30V32H55V29L56 30L58 29L59 24L57 26L53 25L55 28L52 26ZM75 25H78V26L75 27ZM137 25H138V23L135 24L134 27H136ZM129 27H127V28L129 29ZM166 27H168V29ZM7 28H9V29H7ZM74 28H76V29H74ZM6 29L8 31L12 30V32H8ZM180 30H181V35L178 34V32H180ZM4 31L5 32L7 31L6 32L7 34ZM167 31H168V33H167ZM50 32H49V34H50ZM54 32L53 31L51 32L52 35L56 34V32L55 33ZM163 32H165V33H163ZM184 32H185V29H184ZM160 34H162V35H160ZM10 35H11V37H10ZM163 35H165V36H163ZM133 36H135V37H133ZM137 36H139V37H137ZM176 36H177V38H176ZM48 37H50V36H48ZM152 37H154V39H152ZM134 38H135V41L133 40ZM9 39H12V40H9ZM130 39H131V41H130ZM136 39H138V40H136ZM160 39H162V40H160ZM228 39H230V40H228ZM226 41L223 43H226ZM65 43H67V44H65ZM159 44H160V46H159ZM122 45H118V46L123 47ZM126 45L128 47H126ZM133 45H131V46H133ZM262 46H263V48H262ZM17 47H18V44H17ZM153 49H155V50H153ZM131 51H132V53H131ZM152 51L153 52L157 51V53L154 52V54H153ZM10 55L7 56V54H6V55H4L5 57H1V58L4 61H6L7 57L10 58ZM156 55H157V57H156ZM128 56H129V58L126 59V57H128ZM130 57L131 58L134 57L133 62H131ZM147 58H149V59L152 58L155 61H153L152 59L148 60ZM155 58L158 60H156ZM125 59H126V61H125ZM129 59H130V61H127ZM14 61H15V63H14ZM136 61H138V63ZM119 62H121V63H119ZM134 62H136V63H134ZM20 63L22 64V67L20 66ZM133 63L137 64L139 66L134 65ZM149 63L152 65L151 67H150ZM141 64L142 65L144 64L145 66L144 65L143 66L145 68H146V65L149 64V66H148V68H146V70L142 66L143 70H145L146 73L142 76V78L139 77V79H138L137 77L141 76V73H140V71H142ZM49 66H50V68H49ZM132 66L134 68L140 67L141 70L139 69V71H137L138 70L137 68H136L137 70L136 69L134 70V68H131ZM22 71L25 72V75H24V72H22ZM47 71L49 73V70H47ZM120 71H124L126 75L128 72V75H130V76L132 74H135V73H133V71L136 73L139 72L137 74H140V75L136 76V74H135L134 76L132 75L131 77L136 76L135 79H133V78L132 79L135 80L136 83H138V81L140 80V84L138 83L135 87V85L133 83L128 82V81L133 82V80L131 78H129L130 76L127 78L126 75H122L123 72H120ZM221 71H223V72L221 73ZM28 72L30 74L29 76L27 75ZM129 72H132V73L129 74ZM4 73H6V74H4ZM55 73H57V74H55ZM116 76H114L113 79H116ZM44 78H43V80H44ZM127 79H128V81H127ZM52 80L54 82H57L59 80L58 81L59 87H57L59 89L58 92H57L58 89L55 86L56 83L52 84V83H54ZM124 80L127 81L128 85L133 84L134 86L132 85V87H135V89H138V87H140L139 88L140 93L137 92L138 90L135 91V89L132 88L134 90L133 91L130 88L131 85L129 87L130 90H128L129 88L127 89V87H128L127 83H126L127 87H125V85L123 84V82L125 83ZM118 81H121V82H118ZM9 83H10L9 86L5 85V84H9ZM45 83H47V82L45 81ZM123 85H124V87H122ZM57 86H58V84H57ZM51 87L54 89L52 90ZM55 88H56V90H55ZM121 88H122V90H121ZM125 88L127 89L128 93L126 95L124 93V95H125V99H123L124 103L122 102L123 103L122 105H119L120 103H117V105H119L118 106L119 108H116V107L114 108V106H116V105H114L115 102H117L116 100L120 99L121 97L124 98L123 92H126ZM152 89L154 92L151 91V93H150V90H152ZM121 91H123V92H121ZM130 92H131V94H130ZM160 92H161V90H160ZM119 93L120 94L122 93L120 95V98H118ZM132 93H134V94H132ZM137 93L139 94V96L141 94V96L139 97V99L140 98L141 99H140V101H137V103L139 102L138 105H137V103H135V105H134V100L136 98L135 95H137ZM220 93H223V94H220ZM117 95H118V97H117ZM218 96L220 98L221 97L224 98L223 105L221 107H220V105L222 103H220V102H222V100L220 98H218ZM137 97H138V95H137ZM111 100H112V102L115 100V102L112 105V107L110 106V108H109L108 105H111V103H109V101L111 102ZM165 100L163 101L162 104L159 103L157 105V107H159V109H162L163 105H164V108L167 105H169L168 100H167L168 104L166 103ZM259 101H261L263 103L261 104V102H259ZM217 104L218 105L220 104L219 108H217V106H218ZM258 105L260 106L262 111L260 110ZM148 106L153 108V103L151 105L148 103ZM148 106H147V110L151 109V108H148ZM256 106H258V107H256ZM121 108H124V109L120 110ZM255 108H257L256 110L258 112L255 110ZM258 108L260 111L258 110ZM111 109H114V110L117 109L116 110L117 112H115ZM144 109H145V111H147L146 108H144ZM212 109H213V111H211L212 112L211 113L210 110H212ZM215 109H217L218 112L220 111L219 113H221V116H220V114H218L217 110H215ZM109 111H111L112 113L114 112L113 115H115V116H112V113ZM189 112L190 113L194 112L193 116H192V114H191V116H189L188 115ZM189 112L186 113V115H188L189 117H192L193 119L196 118V119H194V122H196L198 118H199V120L203 119V122L205 121L203 116H206L205 115L206 112L204 115H201V117L199 115L202 112L198 113V115L196 114L194 109L191 111L189 110ZM213 112L217 115L218 120L214 118V116H216V115ZM117 113H118V115H117ZM135 113H131V115L132 114L134 115ZM139 113H138V115H139ZM262 113L260 115H262ZM108 114H110V116L112 118L108 117L109 119L107 118L108 120L106 121L105 117ZM165 114H167V113H165ZM184 114L185 113L183 112V114L181 113L180 118H177V117L174 118L173 117L171 119L169 118V120H172V119L177 120L178 119L177 121L174 120L176 123H178L179 119H181L182 117H183V120H185L186 117L189 118L188 116H186ZM194 114H195V116H194ZM133 115H132L130 120H132V118L136 117V116L133 117ZM135 115H137V114H135ZM126 116L128 117V121H129L130 125L125 124V123H128V121L126 122V120H127ZM119 118H121V120ZM192 118H191V120H193ZM124 120H125V123H123ZM199 120L197 122H199ZM120 121H122L123 124L120 123ZM174 121L172 122V125L174 124ZM105 122L106 123L108 122L109 124H106ZM117 122H119L120 124ZM167 122H168V124L162 125V127H164V126L166 127L167 125H168L167 127H169V125L171 123L169 121H167ZM181 122L182 121L180 120L179 123H181ZM112 123H114V124H112ZM163 123H161V124H163ZM206 123H205V125H207ZM215 124H217V125H215ZM107 125H112V127L109 126L110 128H108ZM114 125H116V126H114ZM126 125L129 129L126 127ZM216 126H217V128H216ZM116 127H117V129H116ZM207 127H209V130ZM235 127H237L238 131L240 130L239 132H241V127H242V132L239 134V132L237 130H235ZM214 128H216V129H214ZM52 129H54L56 131V133L61 137L62 141H59L56 139L53 140L54 137L51 136ZM98 129L101 132L97 131ZM101 129H103V130H101ZM213 129L215 132L214 134L212 131ZM125 130H127V131L125 132ZM233 130L237 131L238 134L235 133V131H233ZM60 131H62L63 134ZM231 132L234 135L235 134L237 135V136L235 135L236 138H233L234 135ZM127 134H128V137L130 136L131 140H130V138L128 139V137L126 138L124 136V139H127V141H125L126 143L132 141V137H131L132 135H129L131 133L129 132ZM175 134H177V133L175 132L173 135L170 134V136L173 137ZM120 135H122V137ZM210 136L214 137V138L211 139ZM226 136H228V137L226 138ZM65 137L69 138V140L71 142V143L70 142L69 143L71 145L67 142ZM207 137L210 139H207ZM124 139H123V141H124ZM227 139H228V141L226 142ZM210 140L213 142H211ZM117 142H119V141H117ZM206 142L208 143L209 146L206 145L207 144ZM225 143H226V145H225ZM210 145L214 147L213 148L214 150L211 149L212 152H210V150H206L208 147H210ZM198 147L200 148V145L198 146V144H197L195 146V148H198ZM204 148H205V151H204ZM210 148H212V147H210ZM154 150H156V149H154ZM152 154H153V156H152ZM154 155H157V157L156 156L154 157ZM133 156L136 157V154H133ZM245 157L246 158L248 157V158L246 159ZM137 158H139V157L137 156ZM242 158L245 159V162L243 159L244 163L242 162V164H241V162L239 163V160L242 161ZM156 159H157V161H156ZM172 159H173L172 161H174V160H176V157L172 158ZM197 163H198V165H197ZM237 163L239 165L241 164V166H239ZM209 165H212V166H209ZM146 166H148V168H149V166L152 167L151 168L152 171L150 170V168L148 169V170H150L149 172L146 171L147 170ZM192 166H194L195 168L197 166L198 167H197V169H195ZM164 167H166V168H164ZM187 167H188V169H187ZM189 167H192L193 170L191 168L189 169ZM180 168H183V170H181ZM198 168H200V171H198ZM162 169H164V170H162ZM167 169H169V170H167ZM175 169L178 171V173H179V170H181L180 173L179 174L176 173L177 171ZM185 169L188 171L187 173H190L189 175H192V173H191L192 171H194L195 174L193 173V175L191 177H189V175H187ZM162 171H164V173ZM182 171H184L185 173ZM159 172H162V173H159ZM197 172L198 173L201 172V173H199V175L201 177L198 175ZM171 173H172V175L175 174V176H176L175 179H173L174 175L173 176L170 175L171 177L168 178L169 174H171ZM202 173L205 175L204 177H202V175H203ZM244 173H245V175H244ZM250 174L251 173H249V175ZM183 175H184V178L187 176L186 180L183 179ZM194 175L195 176L198 175V177H196L197 179L194 177ZM249 175H248V178H252ZM55 176H53L52 179ZM107 176H109V175H107ZM251 176L254 177V175H252V174H251ZM192 177H194L193 181L195 183H193V181L191 182ZM130 178L132 179L131 176H130ZM157 178H158V180H157ZM176 178H178L179 180H176ZM162 179L165 180V178H162ZM171 179H172V181H171ZM180 179L182 180L181 184L184 185V188H183V185L180 188L179 187L178 188L179 189H181V188L185 189V191H188V193L187 192L184 193V190L181 192L182 189L178 190L177 186L180 183ZM189 179H190V181H189ZM136 180H138L140 183L138 181H137L138 182L137 183ZM153 180L155 181L154 185L152 184V186H154V188H155V189L152 188V189H154V192H155V190L160 189L158 187H160L162 185L161 187L163 188V190L161 189V191H164L165 193H169V194H166L169 196L166 197V195H164L163 192H160V190L157 191L158 193L156 192L154 194V192H152L153 190L151 189L152 186L149 183V182H151V183L154 182ZM156 180L160 181L161 185L158 184L159 182H157L158 185H155ZM173 180H176V182H174ZM197 180H199V183ZM168 181H170L171 183L173 182V184L174 183L177 184V182L178 181L179 182H178L177 186L175 184L173 185V186H176V188H175V187H172L171 186L172 184ZM167 183H168V185H167ZM196 183H198V184H196ZM133 184H132V186H133ZM147 184H148V186L149 185L151 186L150 187L151 192H150V190L149 191L147 190V188H149L147 186ZM141 185L144 187H141ZM132 186H130V188L128 187L129 189H131V192L133 191V188L136 189L138 187V186L137 187L134 186L132 188ZM243 186H244V188H243ZM263 186H262L263 192L262 191L260 192V189H259L260 193H264ZM143 188H144V191H143ZM137 189H136V191H137ZM106 190H107V188H106ZM145 190H147V191L145 192ZM139 191H137V192L140 193ZM133 192H135V191H133ZM144 193H145V195H144ZM161 193H163L164 197L162 196ZM157 194L158 195L161 194V197L163 198V200L162 199H160V200H162V201H159V198H161V197H160V195L158 197ZM182 194L183 195L185 194L188 197H184L185 195L182 196ZM78 195H79V198L81 196V199L79 201L77 198ZM259 195L260 194L258 193V197H257V195L255 197V198H259V201L255 200V198L251 199L252 201L253 200L255 201V202L253 201V203H251L252 201H250V200L248 201L250 204H254V205L256 204V201H258L257 202L258 204H261V202H263L262 203L263 207L261 205L259 206L258 204L256 205V206H259L258 208H256V209H259L258 211H260V209L261 210L264 209V199H262L260 202V198H263L264 195L261 194L262 195V196L260 195L261 197H259ZM155 196L158 197L157 200L155 199L156 198ZM65 197L68 199V200L66 199V202H65L66 204L63 202V200H65ZM104 197H105V199H104ZM166 199H168V200H166ZM170 199H172L173 201ZM164 200H166V202H164ZM156 202H158V204ZM168 202H171V203L177 202V203L171 204V206H168V204L170 205V203H168ZM249 203H247V204H249ZM247 204L244 205V207L242 208V211H246L248 208L251 207V206L248 207L250 204L248 206H247ZM85 205L86 206L88 205L90 208H92V210L94 209L93 211H95V213H92L93 212L92 210H90V212H89L87 210V208L88 209H90V208L89 207L86 208ZM160 205H161V207H160ZM254 205H252V207ZM64 206H65V209H63ZM260 207H262V208H260ZM44 208H42V209H44ZM78 209H79V211H78ZM80 209H81V211H80ZM82 211L83 212L88 211V213L86 212L87 214L86 213L85 214L87 216L89 215L90 217L92 216L91 218H86V222H85V218H82V219H84L83 221L82 220L79 221V219L75 218L76 212H79V213L81 212V214H82L81 216L86 217L85 214L82 213ZM73 212H75V214ZM91 213H92V215H91ZM45 216H47V217H45ZM55 216H56V218H55ZM163 216H165L167 218H164ZM93 217H94V220L96 217L95 222L93 220ZM70 218H71V220H73L75 218L76 221L74 220L73 223L72 222L69 223L70 221L68 222L67 220L68 219L70 220ZM36 219L34 222H36ZM90 219L94 222V223L93 222H90V223H93V224L89 223ZM62 221H61V224L64 223V221L63 222ZM79 222H81V224ZM87 222H88V224H87ZM52 223H51V225L56 226V223L55 224H52ZM82 223H84V224L82 225ZM145 223H146V225H145ZM68 224H70V226H67ZM89 224L91 225V228H90ZM191 224L193 225V227L195 224V226L197 227V230H198L197 232L195 231V228L193 230V227H191L192 226ZM87 226H89V227H87ZM189 227L193 231H195L196 233L195 232L193 233V231H191L192 232L191 233L190 232L191 229L189 230ZM147 230H149L150 232H148ZM154 232H155V234H154ZM73 233H75V235ZM76 233H79L81 235H77ZM151 233H153L154 235H152ZM191 234H196V235H198V237L196 238V235L192 236ZM73 235L75 237V238H73L74 240L71 239L69 241L70 236L72 238ZM82 235H84V237ZM147 235L148 236L151 235V236L148 237ZM78 236H81V237H78ZM146 236H147V239H146ZM201 236H203V237H201ZM82 237L84 238L83 240H82ZM157 237H160L161 241ZM202 238L205 239V242L207 241L206 239H208L207 242H209V241L211 242V244H209L210 242L208 243L210 246L208 244H204L201 247V245H202L201 243L204 242ZM76 239H78V241ZM157 239H158V241H157ZM79 240H81V241H79ZM199 240H201V243L199 242ZM106 241L108 243H106ZM144 241H145V243H144ZM198 242L200 244H197ZM206 245L211 247V248H208L209 251L211 250L210 252H212L214 250L213 253L215 252L217 254L216 258L209 259L210 254H208V253H210V252H208ZM198 246L200 247V250H199ZM204 247H206L205 249L207 250V253L205 252L206 250L204 251ZM201 249H203L204 252ZM39 251H41V250H39ZM66 253H65V255H66ZM98 253H100V254L103 253V254H101L100 256L99 255L97 256ZM204 253H205V255H204ZM121 254H122V256H121ZM207 256H208V258H207ZM33 257L36 258L35 254L33 255ZM125 258H123L124 261H126ZM47 262H49V259L47 260ZM110 262H109V264H110Z\"/></svg>",
  "mask_w": 264,
  "mask_h": 264
},
{
  "label": "trees",
  "instance_id": "3",
  "mask_svg": "<svg viewBox=\"0 0 264 264\" xmlns=\"http://www.w3.org/2000/svg\"><path fill=\"white\" fill-rule=\"evenodd\" d=\"M59 129V128H58ZM62 134H63V132L62 131H60ZM66 138V140H67V142L69 143L70 142V140H69V138L68 137H65ZM71 143V142H70ZM69 143V144H70ZM71 145V144H70Z\"/></svg>",
  "mask_w": 264,
  "mask_h": 264
}]
</instances>
